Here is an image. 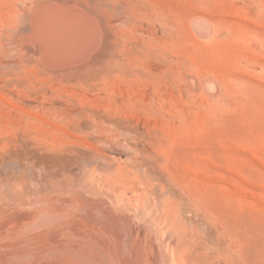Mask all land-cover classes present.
<instances>
[{
	"label": "rangeland",
	"instance_id": "1",
	"mask_svg": "<svg viewBox=\"0 0 264 264\" xmlns=\"http://www.w3.org/2000/svg\"><path fill=\"white\" fill-rule=\"evenodd\" d=\"M159 1L177 12V54L180 65L192 72L195 90L183 80L175 91L163 92L162 110L155 112L139 103L131 113L124 106L101 110L104 120L124 124L103 131L91 127L89 115L78 126L61 113L30 109L0 92V181L17 190L24 182L33 188L34 175L51 186L65 176L80 180L85 175L89 188L143 212L144 236L162 242L169 264H228L219 254L221 232L237 250V264H264V0ZM193 20L206 22L209 32L197 31ZM203 79H212L215 89H205ZM164 193L178 204L169 205ZM182 205L190 208L185 215L200 242L182 252L184 261L174 258L180 250L171 246L175 236L166 220ZM129 257L124 251L123 264Z\"/></svg>",
	"mask_w": 264,
	"mask_h": 264
},
{
	"label": "bare ground",
	"instance_id": "2",
	"mask_svg": "<svg viewBox=\"0 0 264 264\" xmlns=\"http://www.w3.org/2000/svg\"><path fill=\"white\" fill-rule=\"evenodd\" d=\"M162 3L159 0H0V92L30 109L61 113L78 126L89 115L91 127L102 131L108 127L119 130L124 124L116 119L104 120L101 110L119 111L124 106L131 113L130 108L139 103L142 108L157 111L163 92L175 91L183 85V80L191 91L195 90L192 72L182 64L180 67L177 12L173 5L165 10ZM192 22L200 33L209 32L203 20ZM201 81L209 92L216 87L212 79ZM141 166L145 168L142 163L138 165ZM146 171L147 168L142 174ZM59 172L58 178L62 176ZM34 177L30 180L34 186L31 189L25 182L16 190L4 178L0 181V264H123L124 251L131 261L124 258L125 264H169L162 242L155 241V236H152L154 241H149L147 234L144 236L148 224L142 211L137 213L104 192L89 188L85 179L75 180L77 176L71 180L65 176L64 180L53 182L55 186L49 185L45 177ZM165 193L169 205L178 204L174 196ZM186 212L191 211L184 205L177 215L174 211L173 217L166 216L169 229L173 230L169 233L176 240L171 246L180 250L174 258L182 261L184 250L192 251L200 244L190 229L193 221L186 217ZM226 236L223 232L219 234V254L237 264V250Z\"/></svg>",
	"mask_w": 264,
	"mask_h": 264
}]
</instances>
